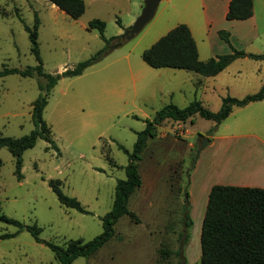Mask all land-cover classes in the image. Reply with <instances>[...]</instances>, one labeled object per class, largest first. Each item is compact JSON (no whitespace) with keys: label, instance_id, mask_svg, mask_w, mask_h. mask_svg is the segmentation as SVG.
I'll use <instances>...</instances> for the list:
<instances>
[{"label":"rangeland","instance_id":"obj_1","mask_svg":"<svg viewBox=\"0 0 264 264\" xmlns=\"http://www.w3.org/2000/svg\"><path fill=\"white\" fill-rule=\"evenodd\" d=\"M84 1L85 12L75 19L50 0H0V68L37 64L24 27H32L36 18L40 22L38 42L47 73L63 72L106 50L82 74L62 76L46 92L43 117L59 150L39 138L24 151L23 177L18 179L14 156L7 147H0V214L24 224L37 223L42 228L40 237L59 245L70 239L90 240L103 232L102 216L112 208L117 182L127 177L130 161L119 145L132 151L138 131L145 128L146 119H152L157 110L171 102L184 107L200 99L216 111L224 96L253 94L263 83V61L249 56L235 59L216 76L186 69L154 68L143 60V51L179 20L197 16L202 10L200 0H160L152 19L131 38L124 34L141 14L145 0ZM94 18L105 21L106 39L98 29L88 28ZM224 26L232 30L230 44L216 31L209 35L201 29L194 31L201 59L230 52L232 47L247 53L264 52V29L230 27L228 22ZM46 82V77L36 73L0 77V136L19 137L35 128L33 102L45 92L39 84ZM192 119L184 126L187 138L195 141L192 153L200 161L195 182L203 181L208 172H217L235 182L219 184L243 185L260 177L251 178L246 168L264 164V99L235 107L217 125L199 114ZM170 121L159 125L158 132L170 129ZM171 128L179 135L183 129L174 125ZM206 132L207 137H219L214 144L198 137V133ZM189 158L177 166L173 186L169 177L175 170L168 177L157 166L140 161L146 199L135 198L136 190L128 203L140 222L122 216L114 225L113 237L94 255L79 256L72 264H176L174 254L161 261L158 249L178 248L183 191L190 185ZM51 179H60L62 190L77 197L89 212L63 205L49 184ZM189 214L193 223L184 246L186 264H201L202 221L196 213L193 219L191 203ZM17 229L13 224L0 222V235ZM0 264H56V258L46 243L36 241L27 229H21L12 237L0 238Z\"/></svg>","mask_w":264,"mask_h":264},{"label":"trees","instance_id":"obj_2","mask_svg":"<svg viewBox=\"0 0 264 264\" xmlns=\"http://www.w3.org/2000/svg\"><path fill=\"white\" fill-rule=\"evenodd\" d=\"M50 1L75 19L80 17L86 9L84 0ZM253 13V0H230L226 18L229 20H243L251 17ZM39 24L40 22L36 18L32 27L27 24L24 25L25 30L29 33L31 51L37 60V64L25 68H0V77L14 73L22 76H32L36 73L47 79L45 85L39 84V88L45 90V92H41L33 102L32 118L35 128L19 137L0 136V147H7L15 158V173L18 179L23 177L21 169L24 151L33 147L39 138H43L51 143L52 147L59 150L55 140L51 137L50 127L43 117V110L47 104L46 92L57 83L60 77L82 74L88 66L100 60L106 52L105 49H102L90 58L80 61L75 67L67 68L63 72L47 73L43 67L38 42ZM105 27V21L99 18H94L88 23V28L98 29L104 39H106L104 35ZM218 33L222 39L230 44V32L228 30L220 29ZM244 56L263 61V83L256 93L247 94L243 97L226 95L222 99L221 108L216 111L208 108L200 99H194L184 107L171 102L157 110L152 119H146L145 128L138 131L132 151H129L123 145H119L128 153L130 158L126 167L127 177L119 179L117 182L112 208L102 216L103 232L101 234L90 240H84L83 238L70 239L65 245H59L42 239L40 237L42 228L37 223L24 224L19 219L2 213L0 214V222L13 224L18 229L15 232L3 233L0 238L12 237L19 230L27 229L36 241L46 243L51 248L56 258V264H72L74 259L79 256L89 257L94 255L113 237L115 235L114 225L122 216L127 215L135 222H140L138 214L129 208L128 203L130 197L142 184L139 170L142 153L147 145L148 138L158 134L157 128L159 125L166 120L192 121L195 114H199L207 120H212L217 125L231 114L234 107H244L249 103L264 99V52L247 53L232 47L230 52L203 60L199 56L197 42L192 31L186 23L176 24L143 51L142 58L151 67L188 69L204 76H214L224 70L235 59ZM209 134H212V132H209ZM198 137L205 136L198 133ZM205 138L210 140V137ZM189 157L191 162L188 178L197 161V154L191 152ZM176 173H178L177 167L170 178L171 186L174 185ZM49 184L63 205L81 212H89L77 197L68 195L62 190L60 179H51ZM177 192H180L179 188ZM183 197L184 203L182 204L180 217L182 228L177 236L178 248L170 250L160 247L158 254L161 261L167 260L171 254H174L177 257L176 264H186L184 246L188 241L189 228L193 223L189 214L188 186L183 191ZM200 247L201 264H264V188L249 185L214 184L209 192L202 221ZM165 264L171 263L167 261Z\"/></svg>","mask_w":264,"mask_h":264},{"label":"crops","instance_id":"obj_3","mask_svg":"<svg viewBox=\"0 0 264 264\" xmlns=\"http://www.w3.org/2000/svg\"><path fill=\"white\" fill-rule=\"evenodd\" d=\"M229 2L230 0H200V6L202 10L196 14L197 16H195L194 18L186 16L184 17V19L179 20L177 24L186 23L190 27L193 36H194V31L195 30L199 31L200 29L202 32H205L208 35L214 31L218 32L220 29H225L226 26H224V24L227 22L230 27L245 28L247 30L251 29L253 31L264 29V0H253L254 13L251 17L243 20H229L226 18ZM230 29L231 28H227L226 30H228L229 32L231 31L230 32L231 35L232 30ZM247 34L248 33L246 32L245 35ZM185 124L186 122L171 120L169 126L170 129L163 128L162 131H159L156 136L149 137L147 140V145L144 149V151L147 149L146 152L148 151L149 154L145 155L146 152L144 153L143 151L141 162H149L151 164V167L153 165L157 166L158 169L163 170L160 171L161 173H165L169 177V174H171V172L174 171L176 167L181 164V162L183 164L187 161L189 154L193 151L195 146V141H191L186 136V129L184 126ZM172 125H174L176 128H183L180 131L181 133L180 135L176 133L173 130V128H171ZM158 128H160V126ZM203 135L207 137V132ZM195 138L197 139V137ZM217 138L219 137L217 136L214 138L213 137L210 138V140H208L209 145L214 144L215 139ZM199 168H200V161L197 158V161L190 172V176H189L190 185L188 187V191H189V199L191 203V215L195 220V213L196 215L199 214L197 217L201 221H203L211 187L216 183H235V182L226 180V176H222V175L219 176V173L217 172H208L206 174V177L203 179V181L195 182L194 181L195 174L198 172ZM246 170H247L246 174L247 175L250 174L251 178L257 176L260 177H258L257 179H252L253 180L252 182H247L242 184L249 186H259L264 188V164H257V165L251 164L249 169L246 168ZM142 175L143 174H141L142 184L137 189L135 198L146 199L145 196L146 192L143 190L144 175L143 176Z\"/></svg>","mask_w":264,"mask_h":264},{"label":"water","instance_id":"obj_4","mask_svg":"<svg viewBox=\"0 0 264 264\" xmlns=\"http://www.w3.org/2000/svg\"><path fill=\"white\" fill-rule=\"evenodd\" d=\"M160 0H145L144 8L133 25L125 32L124 37L131 38L137 35L143 27L152 19ZM207 139L205 143H207ZM204 143V144H205Z\"/></svg>","mask_w":264,"mask_h":264}]
</instances>
